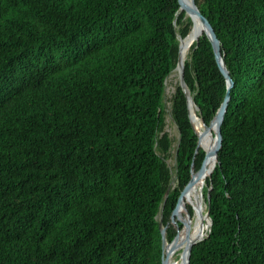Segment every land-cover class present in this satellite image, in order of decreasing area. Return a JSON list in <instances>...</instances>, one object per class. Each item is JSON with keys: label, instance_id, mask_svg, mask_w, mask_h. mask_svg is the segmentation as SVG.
Wrapping results in <instances>:
<instances>
[{"label": "trees", "instance_id": "obj_1", "mask_svg": "<svg viewBox=\"0 0 264 264\" xmlns=\"http://www.w3.org/2000/svg\"><path fill=\"white\" fill-rule=\"evenodd\" d=\"M196 3L231 89L190 264H264V0ZM191 24L180 0H0V264H162L160 215L171 243L207 149L178 84L168 163L165 80ZM184 74L215 131L228 83L205 33Z\"/></svg>", "mask_w": 264, "mask_h": 264}, {"label": "water", "instance_id": "obj_2", "mask_svg": "<svg viewBox=\"0 0 264 264\" xmlns=\"http://www.w3.org/2000/svg\"><path fill=\"white\" fill-rule=\"evenodd\" d=\"M180 10H184L186 16L188 14H190L191 17L193 15H195V16H197L199 18V20L202 23L203 28H204V32L203 33H205L209 37V39L211 40V42H212V44L214 46L215 52H216V54L218 56L219 62L221 64V66L223 68V71H224V74L226 76L227 83H228V93H227L225 99L223 100L222 104L220 105V107L218 109V112L216 114V130L213 131L211 126L208 125L205 122L204 118L202 117L201 111H200V107L198 106V104L196 103L195 99L193 98V96L191 94V90L189 89V87H188V85L186 83L185 74H184V72H185V62L181 65V67L179 69V76H180L179 84L182 87V89H183V91H184V93H185V95L187 97L189 115H190V119H191V122H192V125H193V128H194V131L196 132L198 137L201 139L203 135L198 131L197 127L195 126V124L193 122L192 116H191V109H190L191 99H192L193 104L196 107V113H197V116L200 118L201 124L204 127L205 134H211L209 147L206 149L205 160H204L203 164L201 165V167L199 168V170L196 173H194V175L191 177L190 181L188 182V184L184 188V191H183V194H182V197H183L185 191L189 188V186L192 184V182L195 179H197L199 176H201L203 171H205L207 168L210 167V165H208V163L209 164L212 163L213 167L211 169H209V173H208V177L207 178H211V176H212V171H213V169L215 167V164L217 162V159H218V144H219V138H220V132H221V124H222V121L224 119V114L226 112V108H227L228 101H229V98H230L231 79L229 77L228 69H227L226 63L224 61L223 54L221 52L220 43L215 38V36L212 34V32L210 31L208 21H207L206 17L204 16V14L202 13V11L200 10L198 4L196 3V0H190V3H185L184 0H180ZM200 36L197 37V39L195 41H198ZM178 37H179V40H180V43H179V56H178L177 65L174 67V69L176 67H178L179 62H180V47H181V38H182V36L179 34ZM166 80H167V78H166ZM166 80H165V83H166ZM171 116H172V119L174 120L172 112H171ZM178 139H180V136L178 137ZM177 147H178V144H177ZM177 147L175 149V163H176V156H177V153H178V148ZM173 183H174V180L172 181L171 185ZM168 192H169V189L167 190L166 195L168 194ZM205 196H206L205 203H206V207H207L206 208V216H207V218L210 221V227H209V230H208V232H207V234L205 236L201 237L198 240H192V241L187 243L186 247L183 249V255H184V258H185V264H190V256H191L193 245L195 243L203 240L205 237H207L209 235V232L211 231V227H212V218L210 216L211 187L207 188V191H206V194L204 195V197ZM192 208H193V215H194L195 207L192 206ZM185 216L188 217V208L187 207H186V211H185ZM187 226H188V221H187V218H186V219H184L183 228H186ZM160 228H161V231H162V234H163V250H164L162 264H166V261H167V254H166V251H165L166 230H165V227L163 225L162 214L160 215ZM179 232L176 234L175 238L170 243L171 244L170 250L174 249V244H175V241H176V239L178 237Z\"/></svg>", "mask_w": 264, "mask_h": 264}, {"label": "bare ground", "instance_id": "obj_3", "mask_svg": "<svg viewBox=\"0 0 264 264\" xmlns=\"http://www.w3.org/2000/svg\"><path fill=\"white\" fill-rule=\"evenodd\" d=\"M184 1L185 3H190V0H184ZM192 20H193L192 28H190L186 36L184 37L182 36L181 38L179 65L171 72V74L168 77V80L174 79L176 75L179 73V69L181 65L185 62V60L187 59L189 55V52L191 49L190 42L192 40H196L197 37H199L204 31L203 25L197 16L193 15ZM168 80H166V83L168 82ZM190 105H191L190 109H191V116H192L193 122L195 126L197 127V129L206 136L207 148H208L210 139H211V134H205L204 127L201 124L200 118L197 116L196 107L193 104L192 99H191ZM207 169L202 172L200 179H199L195 213L192 216V219L190 220V222H188V226L180 230L178 237L174 244V249L170 250L171 244L166 239L165 246L169 248L166 264H178V261L176 259L177 253L181 254L182 253L181 250H183L186 247L188 242L192 240L200 239L201 237L205 236L209 230L210 221L206 216V205H205V197H204V191H203L204 185L207 182L206 181ZM183 259H184V255H183Z\"/></svg>", "mask_w": 264, "mask_h": 264}, {"label": "rangeland", "instance_id": "obj_4", "mask_svg": "<svg viewBox=\"0 0 264 264\" xmlns=\"http://www.w3.org/2000/svg\"><path fill=\"white\" fill-rule=\"evenodd\" d=\"M189 17H191L190 14H188L186 16V19H189ZM191 20H192V17H191ZM192 26H193V20H192L191 28H192ZM194 41L195 40H192L190 42L191 46L194 43ZM169 75H168V77H169ZM168 77H167V80H168ZM179 82H180V76H179V73H178L174 79H170L166 83V90H165V95H164V103H165V109H166V114H165L166 126H165V130L169 132L170 137L173 139L172 148H171V155L168 158V163H169V165L171 167H173L174 164H175V158H174L175 146L177 144V140H178V137H179L178 126H177L176 122L172 119V116H171V112H172V97H173V94L176 91V87L179 84ZM206 188H207V182H206V184L204 186V195L206 194ZM205 198H206V196H205ZM205 205H206V203H205ZM165 251H166V254H168L169 248H167L166 246H165ZM181 252H182L181 254L177 253V258L176 259L178 261V264H181L182 261H183V250H181Z\"/></svg>", "mask_w": 264, "mask_h": 264}]
</instances>
